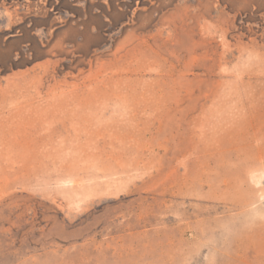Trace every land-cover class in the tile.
Wrapping results in <instances>:
<instances>
[{
	"label": "rangeland",
	"instance_id": "1",
	"mask_svg": "<svg viewBox=\"0 0 264 264\" xmlns=\"http://www.w3.org/2000/svg\"><path fill=\"white\" fill-rule=\"evenodd\" d=\"M0 264H264V0H0Z\"/></svg>",
	"mask_w": 264,
	"mask_h": 264
}]
</instances>
